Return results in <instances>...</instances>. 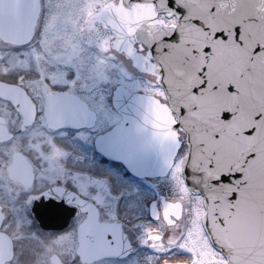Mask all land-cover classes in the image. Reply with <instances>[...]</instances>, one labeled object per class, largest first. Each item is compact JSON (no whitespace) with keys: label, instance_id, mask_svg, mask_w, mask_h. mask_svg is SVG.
I'll list each match as a JSON object with an SVG mask.
<instances>
[{"label":"water","instance_id":"obj_1","mask_svg":"<svg viewBox=\"0 0 264 264\" xmlns=\"http://www.w3.org/2000/svg\"><path fill=\"white\" fill-rule=\"evenodd\" d=\"M168 2L137 0L132 7L124 0V8L118 3L103 12V21L116 37L113 47L119 46L118 53L131 57L133 66L138 64L144 72L158 73L156 64L165 69L167 104L118 86L112 103L122 121L96 144L138 177L162 176L166 173L163 159L158 149L147 147V142L156 132L175 144L174 112L191 153V159L187 154L182 161V171L185 165L191 170L189 190L196 194L198 189L210 201L204 202L206 233L213 247L228 257L229 264H244L245 255L264 246V0H176L181 14L175 17V27L165 28L158 15L168 18ZM25 3L32 9L29 16L10 30L0 29V39L5 43L24 46L32 41L40 0H0V18L4 20H16ZM173 32L178 34L174 43L160 44L167 54L158 53L146 68L132 42L147 47ZM258 46L259 53L255 52ZM202 84L203 89L193 95ZM0 97L16 107L24 125L31 123V106L19 87L0 82ZM182 108L187 109L183 117ZM226 113L228 120L222 119ZM12 137L0 117V143ZM101 137L105 138L103 144ZM228 172L238 176L242 172L243 181L234 187L223 184L213 188L216 178ZM8 173L10 179L29 190L34 174L21 154L13 155ZM237 188L239 200L229 203ZM36 199H28L30 209ZM74 215L64 212L60 221H45L43 227L63 229ZM3 220L0 213V264L10 262L14 253L11 238L1 232ZM77 253L83 255L84 263L91 264L102 255H118L119 248L106 252L98 238L97 248L84 252L80 245ZM50 262L63 264L57 255H52Z\"/></svg>","mask_w":264,"mask_h":264},{"label":"snow or ice","instance_id":"obj_2","mask_svg":"<svg viewBox=\"0 0 264 264\" xmlns=\"http://www.w3.org/2000/svg\"><path fill=\"white\" fill-rule=\"evenodd\" d=\"M115 6V0H112ZM128 4L132 7L136 6L137 0H127ZM119 7L124 8V0H119ZM128 10H131L130 8ZM168 10L170 15L168 19H173L179 16L180 9L176 6V0H169ZM32 9L29 4L25 3L20 8V14L16 20H4L0 18V29H12L19 22H22L29 16ZM43 14V9H39L35 12V17L39 20L40 15ZM99 23V22H98ZM103 30L109 31L103 24H100V28L97 31ZM178 34L173 32L171 35L164 36L159 42H154L151 45L146 46L143 43L139 44V52L147 58L149 64H153L158 53L167 54V49L160 48V44H169L175 42ZM222 35V34H221ZM236 35L239 37V29L236 30ZM116 37L107 40L101 35L97 40L96 47L100 53L107 55L109 52H119V46L115 49L110 47V44ZM226 39V37H225ZM133 47L136 46V42L133 41ZM92 45H89L91 47ZM19 47V46H17ZM260 47L255 49V52H260ZM207 52V50H206ZM131 60V57H126ZM115 56L109 57V60L114 61ZM99 64L106 65L108 60L99 59ZM111 69L115 68L112 63ZM134 66L146 75L153 76V83L151 86L153 89L164 90L166 71L159 64L155 67L159 69V72H144L140 69L138 64ZM64 69L63 81H54L50 76H43L42 73H37V78L41 80L43 86L47 89L50 95L47 97L44 103L39 105L37 110V104L35 99L29 97L32 107L31 125L35 126L37 122H41L44 128L48 132L61 133L62 136L66 135L62 130L67 127L80 128L82 125H86L88 128H95L98 125H102L111 120V113L108 111L106 100L104 99V93L102 91L103 86L109 81V70L105 68L104 71L97 76L96 72L89 73L87 65L80 67H73L72 65H61ZM55 69H53L54 71ZM3 75L7 76L5 72ZM71 77V78H70ZM158 77L160 84H155L154 81ZM24 77L21 75L17 78L18 82H22ZM204 85L202 84L198 89L193 90V95H197L202 90ZM233 89L230 88L229 91ZM18 107V106H17ZM187 114V109H181L180 115L183 117ZM23 118V116H21ZM229 114H223L222 119L228 120ZM182 124L177 120L172 130L176 136L175 144L169 143L167 137H161L158 133H152L151 141L147 142V147L158 149L162 159L166 172L171 174V169L176 168L183 161L181 156L182 150L187 146L180 143L179 136L182 131ZM23 131V129L21 130ZM139 132L140 130L137 129ZM251 134V133H250ZM61 136V137H62ZM82 135L79 137L81 138ZM104 137H101V144L104 142ZM55 144V139H53ZM176 157H180L177 160ZM188 159H191V153H188ZM66 175L56 177L53 181H45V189H42L37 194V199L31 202V210L29 218L34 216L37 221L40 222L41 227L44 226L45 221L49 223H55L61 217L64 212H74L80 225L78 232L84 234L85 239H91V229L96 228L99 230V239L104 246L106 252H111L117 249L119 245L118 255H102L93 264H100L102 260H123L128 261L129 264H139V260L135 255L133 246L128 239L125 231V223L121 220V212L119 201L116 204V210L112 208V198L115 194L113 192L112 182L103 178L92 177L86 174H73L66 167ZM190 169L187 165L184 166V186L190 188L191 184L188 180L190 175ZM175 179V177H173ZM244 175L241 172L239 176L235 172H228L220 174L213 182L212 187H219L220 185L227 184L229 187H234L238 181H243ZM35 180L33 185L35 186ZM240 191L239 188L231 194L229 197V203H234L239 200ZM197 200H204V202L210 203L205 196L200 194V191L196 190ZM122 199V198H121ZM218 203V202H217ZM166 206V205H165ZM206 211V209H205ZM152 218L159 223L160 215L155 205L152 208ZM210 222L206 219L205 226H208ZM170 225L169 227H173ZM131 227H141L139 225H131ZM158 230V229H156ZM154 229L152 227L142 226L141 235L138 243L140 247L151 250V255L146 257L148 264H153V261L157 264H166L173 256H185L195 260L193 253L189 252L184 244V237L176 240L174 244L171 243L170 233H166L159 237V247L153 243L152 233ZM166 237L168 243H165ZM207 239V235L205 236ZM125 241H127L125 245ZM209 247H212L209 242ZM213 252L220 257L221 264H229L228 257L223 252H218L215 248H212ZM21 259H25L24 254H21ZM72 264H84L83 255L77 253L71 258ZM244 264H264V246L249 252L243 257Z\"/></svg>","mask_w":264,"mask_h":264},{"label":"rangeland","instance_id":"obj_3","mask_svg":"<svg viewBox=\"0 0 264 264\" xmlns=\"http://www.w3.org/2000/svg\"><path fill=\"white\" fill-rule=\"evenodd\" d=\"M117 1L115 0V4ZM42 5L43 14L36 29L35 44L32 49L16 51L13 50L14 46H10L0 39V76L7 80L18 82L17 78L20 73L28 74L30 78L23 80V82L30 86L28 87L42 104L47 91L41 86V80L35 78L38 72L42 73L43 76L52 77L54 81L62 82L64 69L60 67L61 65H72L73 67L87 65L89 73L91 74L95 71L97 76L105 68H108L109 81L103 86L102 91L108 111L112 117L109 122L115 120V111L111 106V99L117 85L123 84L133 91L143 90L159 94L158 90H149L150 87H146L137 78L138 72L134 70L131 60L116 53V59L112 61L115 68L111 69L113 65L109 60V53L105 55L98 51L96 44L101 35L106 38V41L113 37L110 31L105 32L102 29L97 31L100 28V24H103L101 14L105 8L113 5L112 0H42ZM89 45L92 46L89 47ZM99 59L108 60L109 62L106 65H101L98 62ZM53 69L55 70L53 71ZM5 72L8 73L7 76L3 75ZM130 77L131 79H126ZM0 116L6 120L8 128L10 127V132L13 131L15 133V138L11 143L6 146H0V212L7 215L6 208H10L9 210L13 215L8 218V226L4 227V231L15 239L23 254L26 252L24 254L25 259H21L20 254L13 264H49V256L53 253H56L65 264H72L70 258L76 255L74 232L56 235L47 242L38 238L30 228L32 223L24 206L26 194H24L22 187L8 183L5 168L10 162L12 152L19 150L29 154L34 161L37 170V190L46 187L45 181L51 182L58 176L66 175L65 169L68 165L70 167L67 169L72 171L74 175L86 174L97 178L103 177L99 174L96 175L94 165L90 166L87 160V151L80 152L78 145L75 146L65 141L68 145L67 147H72L70 152L76 154L73 159L67 161L65 159V149L60 147L56 141L53 144L54 138L46 134L44 125L41 122L36 123L31 131L19 132L21 120L11 106L2 101H0ZM104 126H107V124ZM102 127L103 125H98L91 131L77 134L75 137L79 138L82 135V141L84 140L85 143L92 142V139L104 130ZM77 151L80 153L81 158L84 159L86 167H88L86 169L90 170L85 172L90 173L70 170L71 167L75 168L78 165V159L80 160L78 153H76ZM116 178L118 183H121L120 185H124V182L119 177L116 176ZM117 193L113 195L112 203L118 198L116 196ZM194 206L198 210V214L190 215L186 208L182 221L169 230L165 229L164 233L174 232L175 237L179 233L178 227L188 225L191 218L197 221L195 224L196 230L198 217L202 210L198 202H194ZM195 233L197 232H190V239ZM165 243L167 244L168 241ZM21 244L24 247H21ZM156 246L159 247V244ZM212 260L206 263L212 264Z\"/></svg>","mask_w":264,"mask_h":264},{"label":"flooded vegetation","instance_id":"obj_4","mask_svg":"<svg viewBox=\"0 0 264 264\" xmlns=\"http://www.w3.org/2000/svg\"><path fill=\"white\" fill-rule=\"evenodd\" d=\"M41 9H43L42 0H41ZM161 20L168 27H171L175 24L174 19L165 20L164 17L162 16ZM110 45L113 48L112 43ZM32 48L33 47H31V49ZM138 48H139V45L136 46V52L140 54L141 58L143 59L142 60L143 65L145 67H148L149 63L147 61V58L139 52ZM17 50H20V48H17ZM22 50H25V49H22ZM116 53L117 52H109L108 57L115 56V59H116ZM136 71L138 72L137 78L140 79L146 87L149 86L150 87L149 90H152V91L158 90L159 94H153L151 93V91L145 92L143 90L133 91L129 87L127 86L126 87L129 88L131 92L153 95L159 98L162 102H165L166 100H165L163 91H160L159 89H153V87L151 86V84L153 83V77L146 75V74H141L139 73L138 70ZM21 75L24 77V80H28L30 78L28 74L24 75L23 73H20V76ZM0 78L2 81L14 84L22 88L28 97L35 99L36 104H37V110H39V105L41 103L37 99L35 94L30 90L29 85L25 84L23 81L22 82L10 81V80L3 78L2 76H0ZM35 78H37V75ZM126 79H131V77L126 78ZM154 83L157 84L156 79ZM41 86L43 87V89L47 91V89L43 86V84H41ZM114 92H113V95H114ZM49 95L50 93L47 91V94L44 96L43 103L45 102V100L47 99ZM112 100H113V96L111 99V103H112ZM0 101L9 104L11 108L14 110V112L17 114L18 118L21 120L19 132H24V131L28 132V131H31L35 127V126H30V125L23 127L24 120L23 118H21V116L18 114L15 108L12 107V105L6 101H3L1 99ZM113 110L115 111V115H114L115 120H112V122H109V123L107 122V123L102 124L103 125L102 129L104 130H102L101 133H98L92 139V142L89 141L85 143L84 140L82 141L81 138H77L75 136L83 132L91 131L94 128L75 129V128L67 127L62 130L64 133H66V135L64 136H62L61 133H56V132L50 133L45 128L44 130L46 131L47 135L53 137L55 141L58 142L57 144H59L60 147L65 149V152H66L65 159L67 161L69 159H73L76 156V154L70 152V150H72V147L71 148L67 147L68 145L66 144L65 141H68L69 143L75 146L78 145L80 147L79 149L80 152L87 151L86 152L88 153L87 160L90 163V166L94 165L93 167L96 168L95 169L96 175L99 174L103 178L105 177L104 179L112 182L113 192L114 193L118 192L116 194L118 198L115 201H113L112 208H113V211H115L117 201H119L121 220L124 221L125 223L126 235L133 246L135 255L139 260V264H148V260L146 259V257H148L149 254H151V250L140 247L138 243L139 237L141 235L142 226L152 227L154 229L152 233V239H153V243L157 245L159 244V237L161 235L166 234L164 233L165 229L169 230L170 228H172V227H169L170 225L175 226L182 221L186 208L188 209V212L190 213V215L199 213L198 210H196L194 206V202L195 203L198 202V205L200 206L202 210V212L199 214V217H198V227L195 230V224L197 221H194V219L191 218V220L188 222V225L186 224V225H181L178 227L179 233H177L175 237H174V232L170 233V239H171V243L174 244L176 240H179L181 237H184L183 247H185L189 252L193 253V255L195 256V260H193L190 257H185L181 255L178 257L173 256L166 263L187 262L190 264H207L206 263L207 261L213 259L214 261L212 260L213 262L212 264H221L220 257L217 256L215 252H213L212 250L213 247H209V240L208 238L207 239L205 238L206 234H205V231L202 225V217L204 214L203 201L197 200L195 198L196 196L191 194L190 191L187 188H185L184 180L182 177L181 163L177 165V167L180 169L179 172L176 171V168H172L171 174L166 173L163 176L152 178V179H149V178L140 179V178H136L132 176L131 174H129L121 165H118L114 161L108 160L103 155L97 152L95 145H94L96 137L112 129V127L115 126L117 123H119L121 120V116L116 112L114 107H113ZM38 123L39 122H37V124ZM106 124L107 126H104ZM8 129L10 131V127ZM22 129L23 131H21ZM11 133L14 134V137L9 142L0 144V146H6L14 140L15 133L13 131H11ZM16 135H17V132H16ZM179 139H180V143H183L184 145H186L185 136L182 133H180ZM16 153L21 154L26 159L27 164L31 166L32 171L34 173L35 182H37V176H36L37 170H36L34 161L32 160V157L29 154L19 151V150H14L12 152L11 157H10V162L5 168L8 183L13 184L15 186L22 187L24 194H26L24 206L27 211V215L29 217L30 210L27 207L26 200L30 195H37L38 193H40L42 189L37 190V183H35V186L32 183L30 189L26 191L25 185L21 183H15L12 180H10L9 175H8V168L13 164V155ZM76 153H78L80 160L78 159V165H76L75 168L71 167L70 170H75V171L84 173L86 170H88L86 169L88 167H86L87 165L85 164L84 159L81 158L80 153L78 151ZM186 154H187V147L182 150L181 156L184 157L186 156ZM176 159L180 160L181 158L176 157ZM69 167L70 165L67 166V168ZM85 173H90V172H85ZM116 176L119 177L120 180L124 182V185H120L121 183H118ZM173 177H175V179H173ZM153 205H155L159 211L160 220L158 224H156V222L152 218ZM9 209H10L9 207L6 208L7 219L4 222L3 228L5 226H8L7 224L8 218H11V216L13 215V213L10 212ZM29 220L32 223V225L30 226L31 231L35 233L38 236V238H40L44 242L51 240L56 235L74 232L73 235L76 241L75 253L77 252V249L80 247V245L82 246V249L84 252L90 251V250L92 251V249L97 248L99 230L96 228H92L91 229V239L86 240L84 234H81L80 232H78L80 220L77 219L76 215L72 216L70 218L68 226L61 230L43 229L42 227L39 226L38 221L33 216L29 218ZM57 221H60V219H58ZM131 225H139L141 227H131ZM190 232H197L198 234L195 233L194 236L190 239L189 237ZM13 240H14L15 253H14V259L10 264H13L16 258L20 254L23 253V251L19 249V245L17 244L14 238ZM85 241H87V243H85ZM166 241H168L167 237H166L165 242ZM124 243L126 245L127 241H125ZM21 247H24V245L21 244ZM117 248H119V245L117 246ZM25 253L26 252H24V254ZM53 254H56V253H53ZM53 254L49 256V263H50V257ZM100 263L129 264L128 261L115 260V259L102 260L100 261ZM63 264L65 263L63 262ZM154 264H157V262H154Z\"/></svg>","mask_w":264,"mask_h":264}]
</instances>
